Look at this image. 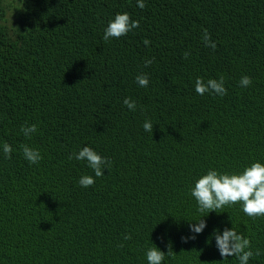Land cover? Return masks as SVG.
<instances>
[{
	"label": "trees",
	"instance_id": "1",
	"mask_svg": "<svg viewBox=\"0 0 264 264\" xmlns=\"http://www.w3.org/2000/svg\"><path fill=\"white\" fill-rule=\"evenodd\" d=\"M144 3L0 0V264H147L148 249L169 244L162 264H239L216 248L213 231L225 228L259 251L249 264H264V216L240 204L208 213L203 232L182 241L206 215L190 194L200 176L264 164V0ZM125 12L139 28L104 41ZM221 76L225 96L196 93L198 77ZM24 144L40 151L38 164ZM85 146L112 161L88 188L78 181L94 172L74 158Z\"/></svg>",
	"mask_w": 264,
	"mask_h": 264
},
{
	"label": "clouds",
	"instance_id": "2",
	"mask_svg": "<svg viewBox=\"0 0 264 264\" xmlns=\"http://www.w3.org/2000/svg\"><path fill=\"white\" fill-rule=\"evenodd\" d=\"M137 7L143 9L145 7L144 0H137ZM139 21L132 20L128 13H118L114 19L109 21L107 27L104 29V41L112 39H119L126 36L133 29L139 28ZM203 41L206 47L211 49L216 48L215 42L211 41L210 35L205 29L203 31ZM144 45L150 44V41L145 39ZM190 53L185 52L184 58L187 59ZM154 60H145V67L151 65ZM136 82L141 87H147L149 80L146 74H141L136 77ZM252 84V78L243 76L240 80L241 87H248ZM195 91L198 95L214 94L223 97L227 94L224 86V77L219 79H208L206 82L203 78H197L195 81ZM123 104L130 110H136L135 101L130 98H125ZM153 124L151 121H145L143 128L146 132L152 134ZM37 125L31 124L21 126V133L26 139H31L32 135L37 132ZM24 158L30 164H38L42 155L39 150L28 146L27 144L20 146ZM5 159H11L13 151L11 145L5 143L2 148ZM77 161H86L89 168L94 172V176L84 175L80 178L78 183L81 187L88 188L95 184V178L102 177L104 170L111 167L112 161L99 155L90 147H83L78 153L74 154ZM68 159H73L70 155ZM191 196L195 199L198 211L206 213L195 223H189V230L193 235L189 237H182V241L187 243L188 240H195L196 235L203 232L206 227V221L203 217L210 212L217 214L222 213V209L226 206L240 204L244 214L250 218L264 216V164L260 162L252 163L249 167H245L240 173H221L215 169H210L206 174L200 176L194 183V187L190 191ZM215 238L216 248L224 260L228 257H236L239 264H249L250 258L254 255H259L257 250L255 253L251 250V242L248 238L239 234L233 228H225L222 233L217 230L212 234ZM130 234H125L123 239L125 241L131 240ZM123 243L119 247H123ZM171 245H168V251L165 253L160 251L157 247H152L146 252L147 264H162L165 255L172 256Z\"/></svg>",
	"mask_w": 264,
	"mask_h": 264
}]
</instances>
